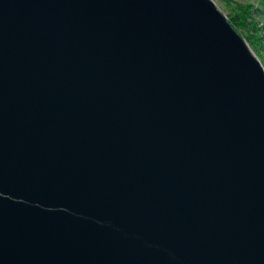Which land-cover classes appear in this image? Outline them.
<instances>
[{"label": "water", "instance_id": "1", "mask_svg": "<svg viewBox=\"0 0 264 264\" xmlns=\"http://www.w3.org/2000/svg\"><path fill=\"white\" fill-rule=\"evenodd\" d=\"M0 264H264V65L214 0H0Z\"/></svg>", "mask_w": 264, "mask_h": 264}, {"label": "rangeland", "instance_id": "2", "mask_svg": "<svg viewBox=\"0 0 264 264\" xmlns=\"http://www.w3.org/2000/svg\"><path fill=\"white\" fill-rule=\"evenodd\" d=\"M264 65V0H214Z\"/></svg>", "mask_w": 264, "mask_h": 264}]
</instances>
